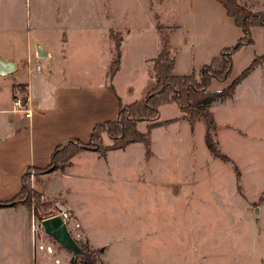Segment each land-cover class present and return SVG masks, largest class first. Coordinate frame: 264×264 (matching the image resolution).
Instances as JSON below:
<instances>
[{"label": "rangeland", "instance_id": "374dc122", "mask_svg": "<svg viewBox=\"0 0 264 264\" xmlns=\"http://www.w3.org/2000/svg\"><path fill=\"white\" fill-rule=\"evenodd\" d=\"M175 2L0 0V52L21 55L29 45H43L53 57L38 56L40 65L65 62L74 78L97 79L123 37L129 65L137 49H152L157 25L170 23ZM237 2L264 11V0ZM129 76L123 74V82ZM159 108L150 156L142 141L110 151L108 162L87 150L72 158L70 174L48 182L72 196L80 213L83 224L63 198L49 200L50 215L68 213L69 239L46 231L36 218L29 240L25 234L16 235L15 245L4 240L5 264H264V64L231 96L211 104L220 155L207 145L204 117L191 122L185 114L189 119L168 123L181 108L176 102ZM152 120L139 121L138 128L147 131ZM103 141L111 139L105 134Z\"/></svg>", "mask_w": 264, "mask_h": 264}, {"label": "crops", "instance_id": "0c3cea01", "mask_svg": "<svg viewBox=\"0 0 264 264\" xmlns=\"http://www.w3.org/2000/svg\"><path fill=\"white\" fill-rule=\"evenodd\" d=\"M172 18L166 26L169 27L174 74H187L193 69L198 71L244 34L234 16L219 0H176ZM252 36V43L244 44L235 51L231 76L224 80L214 78L208 89L226 87L256 56L264 54V25L253 26ZM127 37L120 40L122 57L113 75H108L109 64L97 79L90 80L74 78V74L70 73L73 71L71 65L65 62L56 67L50 63L40 65L38 56H43L42 59L53 57L52 52L43 45L34 49L29 45L21 55L0 52V60L12 65L9 71L0 72V200L8 199L21 190L22 175L28 167L47 165L56 145L70 137L87 140L94 123L116 117L120 103H131L147 95L155 82L150 68L152 59L158 56L161 49L160 37L152 49H137L130 65L124 48ZM22 66L27 67L26 75L19 74ZM123 74L130 75L124 82ZM7 77L10 79L8 82ZM110 82L114 91L108 86ZM19 92L26 98L29 116L22 110H12V99ZM185 114L181 110L180 116L165 121L169 123L181 117L189 119ZM135 142L114 149L127 150ZM114 149H108L105 154L93 151H97L99 156L103 155L104 162H108L107 156ZM87 150L91 149L78 151L73 159ZM73 159L65 169L41 174L39 179L31 172L30 186L40 191L46 200L52 201L57 196L63 198L66 206L73 209L83 224L72 196L62 193L60 188L48 187V182L57 173L70 174L73 171ZM33 220L36 224L32 208L22 199L12 205L0 206V264L7 262V242L4 240L10 239V244L15 245L17 234L23 237L24 234L28 235L29 240Z\"/></svg>", "mask_w": 264, "mask_h": 264}, {"label": "trees", "instance_id": "16d2710c", "mask_svg": "<svg viewBox=\"0 0 264 264\" xmlns=\"http://www.w3.org/2000/svg\"><path fill=\"white\" fill-rule=\"evenodd\" d=\"M234 16L237 24L243 29V36L233 45L223 48L221 53L215 56L208 64L203 65L198 71L193 69L187 74H174V57L171 51L169 27L157 25L160 33L161 49L152 59L150 70L155 77V82L147 92V95L131 103H120L118 113L114 119H108L94 123L87 140L70 137L65 142L56 145L52 152L50 162L42 167L30 166L22 175L21 190L12 197L0 200V206L12 205L19 199L26 201L33 210L38 220L50 215L51 203L41 197V192L31 188L30 173L33 172L36 179L41 174L55 170H63L72 164L73 156L80 150L91 149L105 154L108 149L124 148L129 143L142 141L146 145V155H151V129L156 124L160 115L162 102H176L182 111L189 114L191 122L199 116L206 120L207 129L205 139L209 149L220 155L217 143L214 141L212 129L217 127L214 112L210 109L216 100H225L234 93L239 81L258 64H264V54L256 56L253 61L234 79L222 89H208L214 78L224 80L231 76L234 65V53L244 44L254 41L252 27L264 25V11L252 12L240 5L237 0H219ZM167 29L165 33L164 30ZM120 40L116 42V56L112 60L108 75L111 77L120 62ZM21 85L22 84H17ZM109 88L114 91L112 83ZM153 119V120H152ZM152 120L147 131L138 128V122ZM107 134L111 142L106 144L103 135Z\"/></svg>", "mask_w": 264, "mask_h": 264}, {"label": "water", "instance_id": "95a60500", "mask_svg": "<svg viewBox=\"0 0 264 264\" xmlns=\"http://www.w3.org/2000/svg\"><path fill=\"white\" fill-rule=\"evenodd\" d=\"M11 62L0 60V72L5 73L10 70ZM46 231L62 237L64 240L69 239L66 233V225L64 220L59 215L47 216L41 220Z\"/></svg>", "mask_w": 264, "mask_h": 264}, {"label": "built area", "instance_id": "2783aa9c", "mask_svg": "<svg viewBox=\"0 0 264 264\" xmlns=\"http://www.w3.org/2000/svg\"><path fill=\"white\" fill-rule=\"evenodd\" d=\"M12 110L20 111L22 110L26 116L30 115V109L28 108V104L26 98L22 92L15 94L12 99ZM55 215V214H53ZM63 220L68 219L69 215L66 211H60L58 214ZM52 216V215H50Z\"/></svg>", "mask_w": 264, "mask_h": 264}]
</instances>
